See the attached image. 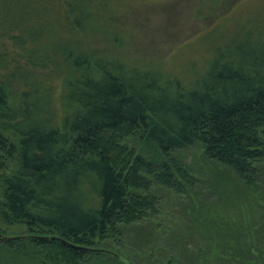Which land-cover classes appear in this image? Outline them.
<instances>
[{"label":"trees","instance_id":"obj_1","mask_svg":"<svg viewBox=\"0 0 264 264\" xmlns=\"http://www.w3.org/2000/svg\"><path fill=\"white\" fill-rule=\"evenodd\" d=\"M90 4L0 0V171L4 159L17 163L0 173V223L28 230L0 242L33 244L47 264H123L93 250L157 213L143 194L153 184L179 195L192 187L172 153L198 146L233 174L232 188L256 191L264 181V23L239 29L186 83L153 63L86 54L77 40L93 26ZM63 68L56 96L52 76ZM206 230L205 252L199 243L191 256L183 244L187 263L264 264V241L213 223Z\"/></svg>","mask_w":264,"mask_h":264},{"label":"rangeland","instance_id":"obj_2","mask_svg":"<svg viewBox=\"0 0 264 264\" xmlns=\"http://www.w3.org/2000/svg\"><path fill=\"white\" fill-rule=\"evenodd\" d=\"M90 1L93 26L77 40L86 54L138 65L153 63L186 83L205 71L215 51L239 29H249L258 21L264 23V0ZM57 3L64 7L68 0ZM56 15L60 24L65 22L62 11ZM5 44L9 52L14 50L9 42ZM67 76V68L52 76L56 96ZM3 136L15 143L8 133ZM171 157L188 169L192 187L179 195L153 184L143 194L155 198L157 213L123 227L121 237L103 241L98 249L120 255L123 264H131L128 260L134 264H166L173 259L189 264L183 244H189L187 249L194 256V245L202 243L204 248L205 237H213L206 230L210 223L236 235V239L241 236L248 243L264 241V181L256 191L227 186L233 174L205 160L198 146L172 153ZM3 164L0 173L17 170L15 160L4 159ZM27 233L22 224L0 223V235L5 237L16 239ZM132 238L148 244L133 246ZM22 244H15L21 246L15 248L0 242V264H47L40 248ZM92 262L87 259L84 264ZM191 264H197L195 259Z\"/></svg>","mask_w":264,"mask_h":264},{"label":"water","instance_id":"obj_3","mask_svg":"<svg viewBox=\"0 0 264 264\" xmlns=\"http://www.w3.org/2000/svg\"><path fill=\"white\" fill-rule=\"evenodd\" d=\"M27 237V236H26ZM26 237H18V238H26ZM0 239H4V240H10V239H15V238H8V237H3L2 235H0ZM17 239V238H16ZM51 239H56V240H61L60 238H57V237H52ZM94 252H102V253H105L107 255H111L113 256L114 258L116 259H120L121 261H124L123 258L119 257L118 255H116L115 253L113 252H110L108 250H102V249H97V250H93Z\"/></svg>","mask_w":264,"mask_h":264}]
</instances>
